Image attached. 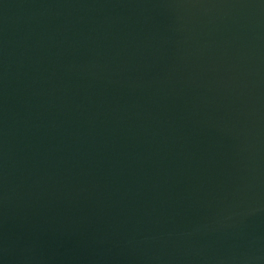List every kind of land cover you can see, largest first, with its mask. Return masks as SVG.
<instances>
[{
	"label": "water",
	"instance_id": "water-1",
	"mask_svg": "<svg viewBox=\"0 0 264 264\" xmlns=\"http://www.w3.org/2000/svg\"><path fill=\"white\" fill-rule=\"evenodd\" d=\"M0 264H264V0H0Z\"/></svg>",
	"mask_w": 264,
	"mask_h": 264
}]
</instances>
